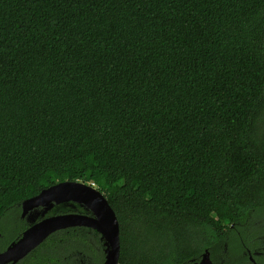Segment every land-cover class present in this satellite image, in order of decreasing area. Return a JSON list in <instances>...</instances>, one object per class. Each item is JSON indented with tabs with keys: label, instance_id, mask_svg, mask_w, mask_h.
<instances>
[{
	"label": "trees",
	"instance_id": "obj_1",
	"mask_svg": "<svg viewBox=\"0 0 264 264\" xmlns=\"http://www.w3.org/2000/svg\"><path fill=\"white\" fill-rule=\"evenodd\" d=\"M64 180L107 197L120 264L243 236L264 207V0H0V229ZM41 247L105 256L85 226Z\"/></svg>",
	"mask_w": 264,
	"mask_h": 264
},
{
	"label": "water",
	"instance_id": "obj_2",
	"mask_svg": "<svg viewBox=\"0 0 264 264\" xmlns=\"http://www.w3.org/2000/svg\"><path fill=\"white\" fill-rule=\"evenodd\" d=\"M56 204L73 206L79 204L84 207L87 214H59L41 220L25 231L22 237L13 241L6 250L0 252V263L25 256L56 230L72 226H85L101 234L105 264H120V222L114 208L99 188L82 181L64 180L58 182L44 188L37 195L23 200L21 204L22 216L36 207L43 206L44 211H47ZM194 264H213L208 250L203 253L201 261Z\"/></svg>",
	"mask_w": 264,
	"mask_h": 264
},
{
	"label": "flooded vegetation",
	"instance_id": "obj_3",
	"mask_svg": "<svg viewBox=\"0 0 264 264\" xmlns=\"http://www.w3.org/2000/svg\"><path fill=\"white\" fill-rule=\"evenodd\" d=\"M69 213L87 214V211L84 209V207H82L79 204H76V206L70 204L67 205L56 204L47 211H44L43 206L36 207L30 210L29 212H27L25 216H22V209H21L20 217L26 221V226L18 233H15L13 231L15 226H11L12 228L11 231H13L11 234L6 231L4 232L3 230L0 229V252L6 250L9 247V245L13 243V241L22 237L25 231H27L30 227L34 226L41 220L47 217H51L59 214L61 215L69 214ZM243 226H244V230H243L244 234L240 238L238 239L234 238L231 241L228 240L224 241L221 248H215V246H212V249L210 247L205 248L204 252L208 250L210 255V260L213 264H264V207L261 208L260 211L254 213L250 217V220L249 221L247 220L243 224ZM230 227L234 228L235 224H231ZM225 229L228 230V228L226 227ZM47 238L43 242H45ZM42 243H39L36 247L30 250L25 256L20 257L19 259L16 260L11 259L8 262L5 261L0 264H47L48 262L46 261V258L42 256V254L45 253V249L41 247ZM102 244H103V240H102ZM203 253L198 258H192L190 264L200 262ZM68 259L69 258L67 255H63L61 258V260H63V264H100L99 262L96 261L93 255H90L89 253L84 251H79L78 253H75V255L72 254L70 256L69 262ZM101 264H105V256Z\"/></svg>",
	"mask_w": 264,
	"mask_h": 264
},
{
	"label": "clouds",
	"instance_id": "obj_4",
	"mask_svg": "<svg viewBox=\"0 0 264 264\" xmlns=\"http://www.w3.org/2000/svg\"><path fill=\"white\" fill-rule=\"evenodd\" d=\"M95 186V183H92Z\"/></svg>",
	"mask_w": 264,
	"mask_h": 264
}]
</instances>
